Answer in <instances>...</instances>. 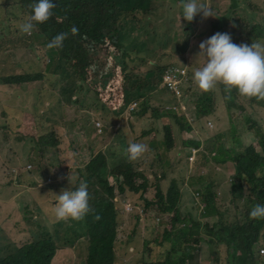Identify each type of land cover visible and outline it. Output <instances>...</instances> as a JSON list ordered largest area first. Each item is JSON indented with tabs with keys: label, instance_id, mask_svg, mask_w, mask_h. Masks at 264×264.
<instances>
[{
	"label": "trees",
	"instance_id": "trees-1",
	"mask_svg": "<svg viewBox=\"0 0 264 264\" xmlns=\"http://www.w3.org/2000/svg\"><path fill=\"white\" fill-rule=\"evenodd\" d=\"M8 1L13 4L6 2L0 8L6 10L19 6L23 13L29 16L33 0ZM55 2L56 7L50 21L44 25L35 22L32 39H42L44 46L47 47L48 42L57 33H67L62 47H48V51L43 55H35L38 60H42L43 57L50 60L47 72L51 71L54 74L55 85L62 84V86L58 93H52L46 97L49 101L48 107L39 113L23 112L22 120L17 125L27 140L37 142L38 145L42 144L45 139L42 144L44 148H59L64 144L62 140H58L62 138L55 131L46 132L42 136L39 133V127L41 129L44 126L55 128L64 125L67 109L74 106L72 99L77 98L79 94H84L89 103L85 108H81L78 100V110H91L94 115L89 128L83 131L85 134H91V131L96 130V123H112L116 116L123 114L132 103H139V110L132 114L136 121L146 120L149 111L155 114L154 118L159 119V126L153 125L150 130L142 131L143 136L156 138L153 144L156 148L173 151L176 147V127H180L181 130L187 128L186 131L191 130V132H194L195 128L192 124H185L188 120L187 111L177 103L174 95L162 87V75L172 65L154 64L142 76L141 71L135 70L148 65L146 59L164 52L150 48L148 40L155 34L146 31L143 23L153 19L168 22L165 51H172L176 56L186 59L193 47L195 51H199V43L216 32L230 34L233 31L230 35L232 42L240 44L241 42L251 43L253 33L263 28V18L255 9L252 1L247 0H230L227 6H209L216 13L228 14L232 20V27L228 29L223 27L227 25L229 18H213L216 23L211 21L210 30L206 27L205 29L199 28V24L206 26L210 17L205 18L198 13L190 22L181 17V0L178 1L176 12L172 6L173 0H55ZM241 2L246 7L244 13L236 11ZM180 23H185L191 34L195 32V43L189 51L186 50L188 40L180 42L177 35L173 33V30H176L182 36H190L189 29L182 28ZM73 26L78 29L76 33L70 31ZM261 37L259 35V38ZM98 47L104 50L105 64L98 62L95 58ZM29 48L32 49V46ZM54 65L58 73L53 70ZM94 75L101 77V81L93 85L91 77ZM140 77L143 80L139 84H134ZM44 78L42 74H22L2 79L0 83L32 84L43 81ZM214 87L213 93H203L206 95L204 97H209V99L203 103L200 111L202 117L215 115L218 107L220 108L218 105L221 102L225 104L227 102L225 86L217 83ZM156 95H162L169 100H161L158 106L153 107L152 98ZM15 116L19 117L20 113L15 112ZM228 120L231 124H227L228 127H224L223 131L228 133L234 150L227 152L224 149L221 157L238 165L239 191L243 192L246 182L252 181L258 175L264 178V132L256 130L249 120L245 122L241 119L232 121L233 119L230 118ZM7 125V122H3L0 125V131L7 128ZM160 132L164 133L163 138L159 137ZM114 136L113 130H105L104 143L112 144ZM188 139L190 138L185 136V139L181 140L180 146L182 147L175 152L177 156L182 155L185 145H200ZM85 151L88 152V156L83 164L77 161L76 152L63 149L61 153L72 157L70 170H77L79 174L78 177L75 173H71V178L78 177L77 183L83 181L87 184L89 211L79 220L55 221L54 223L44 213V220L33 223L35 229L31 232L34 239L20 247L14 244L11 237L3 246H0V264H52L61 248L74 249L80 245V240L86 241L78 249V254L85 250V264L123 263L116 257L115 250L118 244L117 233L119 234L120 220L126 216L134 223L142 217L136 213L135 208L130 213L123 212L125 209L119 206L115 188L106 178L105 163L101 153H95L92 147H87ZM29 161L33 164V160ZM10 165L20 166L15 160H11ZM112 166L118 169L119 175L124 178L119 186L121 193L126 192L125 186H128L132 193L141 192V197L145 200L144 213L153 211L161 218L159 223H155L152 233L146 232L142 235L149 256L144 264H185V258L181 260L183 253L191 259L193 264H199L198 242L196 243L195 240L199 237L201 224L197 222L195 212L181 209L179 192L176 189L177 182L171 181L167 193L164 194L160 183L166 178L165 174L156 177L155 182H151L146 177L138 179L134 176L130 163L125 165L119 162ZM30 168L26 175L31 176L27 178L31 180V183L21 174L22 182L18 183L19 186L21 188L28 185L29 187L40 186L42 182L41 191L43 193L53 192L54 187L45 184L40 174L31 166ZM153 186L157 191L154 198L149 199ZM21 199H28V197L23 194ZM236 199L239 200V198ZM17 202L20 203V198ZM235 204L236 200L232 202V205ZM218 215V224H214L212 228L216 239L221 238L228 223L222 213L218 212ZM208 216H211V213ZM241 216L240 214L235 215L233 220ZM188 221L191 224L185 226L184 223ZM177 224L181 226L178 227ZM240 238L245 241L244 236ZM163 240L170 248L160 253L158 247L164 246ZM248 245L247 253L250 255V261L231 259L227 261V264H258L252 256L253 248L255 245L264 246V237L257 234L254 240L248 242ZM216 264H218L217 261Z\"/></svg>",
	"mask_w": 264,
	"mask_h": 264
},
{
	"label": "clouds",
	"instance_id": "clouds-1",
	"mask_svg": "<svg viewBox=\"0 0 264 264\" xmlns=\"http://www.w3.org/2000/svg\"><path fill=\"white\" fill-rule=\"evenodd\" d=\"M198 2V0H181V17L185 21H192L193 17L198 13L205 18L215 16L206 3ZM55 7V0H33L29 16L19 25V31L23 34L20 38H17V41H24L29 37L33 41L41 40L43 43L42 39H32L35 22L40 25L48 23L53 17ZM255 7L258 8V12L264 11V5ZM241 9H243V12H241ZM245 10V5L241 6V3L239 4V7L236 8V11L239 13H244ZM262 18L264 23V17ZM150 21L144 22L143 24L149 23ZM231 27L232 26L225 25L223 28L230 29ZM70 31L72 33H76L78 29L73 26ZM259 31H262L261 35H264V24L263 28ZM2 32L3 31H0V36L3 41L2 46H0V50L5 42L4 36L1 35ZM66 35L67 33L64 32L57 33L48 42L47 47H62V42L66 38ZM261 38L258 36L256 38L257 40L251 41L250 44H236L232 42L228 33L216 32L207 39L201 41L198 45L199 51L196 53L195 58H202L203 63L201 66L197 67L192 74V79L196 83L197 87L207 92L208 90H211L214 85L220 83L225 86L227 96L229 93L228 90L234 88L237 93L243 97H255L257 99L264 98V39ZM149 40H152V38ZM30 46L33 47V42ZM43 47H45L44 43ZM100 48L101 47H98L95 53L97 61L100 58ZM165 52L166 51L163 53ZM180 60L182 65L179 66L174 63L170 69L163 73L161 78L162 87L168 90L171 95H174L177 103L181 104L187 111L188 120H186V122L189 125L192 124L195 128L194 132L197 133L196 138H190L188 140L196 141L200 143V145H185L184 161L187 158L188 167L184 170V172L182 168L179 178H173L171 181L175 180L177 182L176 189L179 192L181 209L184 202L187 200L190 204L188 210H192L197 214V222H201L198 220L199 216L205 219L202 223H204L206 230L210 234V239L208 240L210 246H216L213 254L207 260H203L200 258L199 254L201 241L199 240V237L195 240V242H198L196 243L198 244L197 253L199 257V264H212L213 262L216 264V261L218 264H227L228 260L241 259L244 256V253L248 252V242L254 240L257 234L264 237V178L263 176L258 175L252 181L246 182L243 192L239 191L238 165H236L233 161L225 160L221 157L224 149L227 152H231L234 150V147L228 146L224 143L223 140L225 139L227 133H225L222 128L217 127V123L220 122V119L216 117V114L209 117H202L200 115L201 109L195 105L192 112L198 111V113L192 115L191 108L187 106V104H190L191 102L187 90L192 88V85L186 80V77L190 75V72L187 69L188 59L180 57ZM41 74L44 76L43 73ZM18 75L22 74L12 76ZM12 76L2 77L0 78V81ZM182 83H186L188 85L187 89L181 90ZM25 85H27V83L7 84L2 82L0 83V88L8 89L22 87ZM202 96L206 95L203 94ZM139 107V103H132L123 114L116 116L114 122L96 123V130L91 131V134H85L84 132L80 133L82 136L79 140L73 141L75 140V137H71L74 133L69 131L68 134L66 133L63 140L56 138L58 140H62L64 145L59 148H48V151L51 150L56 154H60V149L76 152V158L79 164H83L88 156V152L85 151L87 147H92L95 153H101L105 163L104 171L106 172V178L111 186H116V188L114 187L116 199L118 200L120 206L125 209L123 212L130 213V211L135 208L136 213L142 217L141 220L134 222V230L127 238L126 244L128 247L125 250H129L130 252L124 257V264H131L134 258L142 257L146 252H148V248H146L145 243L142 240V235L144 234L143 227L146 226L150 229L151 227L155 229V223H159L161 220V218H159L153 211L144 213L143 209L145 206V200L141 197V192L132 193L129 191V187L125 186L126 192L121 193L119 186L123 183L124 178L119 175V170L112 166L114 163L119 162L125 165L130 163L132 165V173L138 179L146 177L150 180L151 178L148 173L153 172L155 161L159 157V149L156 148V151H152V144L150 146L149 144L153 138L151 136H143L142 131L150 129L141 128L142 130L140 129L138 136L135 134V136H133L125 144L123 152V144L116 138L117 126L120 118L128 115L126 122L129 125L138 124L141 126L142 123L148 121V118H150L149 115L152 113L151 111H149L146 120L142 122L136 121L134 116H132L134 112L139 110ZM160 116L162 117V115ZM158 121L159 119L153 117L152 122ZM149 125L150 128L153 126L151 122ZM256 125L257 124L255 123L254 126ZM205 127H208L211 130L216 127V131H213V133L209 134V136L202 137L200 130ZM65 128L67 129L66 131L70 129L67 127ZM87 128H89V126ZM105 130H113V134H115V136L112 144L107 145L104 143L103 136ZM259 130L262 131L261 126H259ZM8 133V136H11V142L8 143L7 146L10 148L26 146L22 137L20 139L13 140V131H8ZM69 134L71 137H68ZM44 142L45 139H43L42 144ZM67 142H69V144ZM73 146H75V148ZM34 150L35 146L32 147V151ZM10 157L11 155L8 157V160ZM80 159H82V162ZM64 161L66 164L56 166L55 168H51L49 166H42L41 168H38L36 164H32L34 165L32 168H34V170H36L39 174L43 172L42 178L44 179V183L48 185L51 184V186L54 187L52 195L56 196V200L53 214L56 220H79L89 211L87 184L83 181L77 183V180L71 179V173L76 172L79 176L77 170H70V167L72 166V157L65 154ZM7 166L11 165L8 163ZM27 167V171L31 169L30 166ZM45 171L47 173L44 175ZM19 173L18 169H13L12 172H10L9 182L18 184L21 180ZM65 175L68 177H64ZM159 177H161V175H159ZM0 179H7V176L2 174V171H0ZM66 179L68 180V184L63 186L60 191V185ZM160 186L163 193L166 194L168 191L166 189L167 181L163 180ZM11 188L12 187H8V189ZM11 194L12 193H9V196ZM16 194V199L20 198V201L27 200L21 199V196L25 193ZM130 195L134 198L137 197L136 201H133V199L130 198ZM236 198H239V200ZM149 199H153V197H149ZM234 200H236V204L232 205ZM45 207L46 204L44 205L43 212L48 215ZM246 210H248L247 214H245ZM218 212L222 213L225 220L228 222L227 228L221 235L220 239L214 238L212 233L214 224H218L219 221ZM210 213L211 216H208ZM239 214L242 216L239 219L233 220V217ZM1 217L4 218V223L0 222V226L2 227L0 229V233L4 239L0 242V246H3L10 240L11 237L14 244L17 246V243L24 237V229L31 227V224L38 222V218L36 216H32V223H30V226L25 227L26 222L23 218H21L20 224L23 229L15 231L13 229L14 224L11 217L5 216L4 203L0 205V218ZM135 223L137 224L136 228ZM187 224H185V226H187ZM177 226L179 227V224H177ZM32 230L33 228L30 229V240L34 239L32 238ZM136 230L138 231V235L133 234ZM241 236L245 237V241L240 238ZM235 240H238L239 242H235ZM169 248L170 246L164 243V246H159L158 250H166ZM62 249L63 248H61L60 251H62ZM252 256L258 264H264V246L255 245ZM116 257L120 259L117 254V250ZM184 258L185 264H193L191 259L184 256L183 253L181 260Z\"/></svg>",
	"mask_w": 264,
	"mask_h": 264
},
{
	"label": "rangeland",
	"instance_id": "rangeland-1",
	"mask_svg": "<svg viewBox=\"0 0 264 264\" xmlns=\"http://www.w3.org/2000/svg\"><path fill=\"white\" fill-rule=\"evenodd\" d=\"M178 1L179 0H173L172 6L174 7L175 12L178 9ZM200 3L201 0H198ZM207 6H227V4L230 2V0H204ZM252 1L254 6H263L264 0H247ZM6 2H9L10 4H13V2H10L8 0H0V6ZM204 3V2H203ZM245 4L241 2V6H244ZM241 12H243V9H241ZM213 13L215 16H209L210 21L206 24V26L199 24V28L201 29H208L211 28V21L213 18H221V17H227L229 18V21L227 22V25L232 26V20L230 19L229 15L226 13H216L215 10H213ZM261 17H264V11L259 12ZM27 15H24L23 11L19 8V6H13L6 10H3L0 8V31H3L1 35L4 36L5 42L0 50V78L12 76L16 74H44V80L34 83V84H27L22 87H14V88H0V125L3 122H7V128H3L0 131V171H2V174H5L7 176L6 180L0 179V205L4 203V213L5 216H10L13 220V229L15 231H20L23 228L21 227V218L25 220V227L30 226V223H32V216H36L38 218V222L41 220H44V205L46 204L45 209L48 212V217L51 222L57 221L54 214L53 209L55 207V199L56 196L52 195V192L46 191L43 193L41 191V188L43 186V183L40 182V186H34L29 187L30 185L21 188L19 184H15L13 182H9V176L10 172H12L13 169L19 170V175H23L24 179L31 178L30 175H26L27 172V166L34 167V165L30 164L29 160H33V164H36L38 168H41L42 166H49L51 168H55L56 166H61L62 164H66L65 160V154L61 153L62 150L60 149V154H56L53 151H48V148H44L42 144H36L37 142H33L30 140H27L23 136V133L18 129L17 125L21 122L23 117V112H30V113H39L44 108L49 106V101L46 100V97L51 95L52 93H58L59 89L61 88V85H55V77L54 74L50 71L47 72V68L49 67V59L47 57H43L42 60H38L36 58V54L43 55L44 52L48 51V47H43V43L41 40H31V38H27L24 41H17V38H20L22 36V32L19 31V25L23 23L27 19ZM216 23V21H214ZM264 24V23H263ZM145 30H149L150 32L154 33L155 35L152 36V40H148L149 46L152 50L155 51H165L166 50V34L169 29V23L165 22L163 20L157 19V20H151L149 23L143 24ZM180 26L182 28L186 27L189 29V27L186 26L185 23H180ZM6 28V29H5ZM190 32V29H189ZM262 31H258L256 33H253L252 40L256 41L259 35H261ZM173 33L177 35V38L180 42H183L184 40H188V47L187 51L191 50L192 46H194V40H195V32L191 34L190 36H182L178 33V31L173 30ZM233 31L229 34L231 35ZM264 39V35H261ZM2 39L0 36V46H2ZM32 49L29 48L30 45H32ZM245 44H250L249 42H241ZM100 51V58L98 59V62L105 64V58H104V50L99 49ZM198 51H195V47L192 48L190 53L188 54V66L187 69L190 72V75L186 77V80L188 83L192 85V88L188 89V95L190 97V104L188 103L187 106L191 108V113L194 115L195 113H198V111H193L192 109L195 107H198L199 109L203 108V103L206 99H209V97L202 96L203 91L199 89L196 85V83L192 79L193 71L202 65L203 59L202 58H195L196 53ZM146 63L148 65L141 67L140 69H135L138 71H141V76L143 73H145L146 70H149L152 68V65L158 64V65H173L176 63L177 65H182L180 57L176 56V54L172 51H167L165 53L157 54L154 57H151L149 59H146ZM54 68V69H53ZM52 69L56 71V66L54 65ZM58 73V71H56ZM93 85L96 83H99L101 81V77L99 76H92L91 77ZM143 78H138L137 81L134 84H139ZM188 85L186 83H182L181 90L187 89ZM214 87L211 90H208L207 92H213ZM202 94V95H201ZM79 100V106L81 108H85L86 105L89 103L88 99H85L84 94H79L77 98L73 99L74 106L69 108L67 110L66 115L64 116V125L56 126L55 128H52L51 126H44V128H40L39 126V133L45 134L51 133L53 131L58 134L62 140L65 138L66 133L68 134L69 131L76 134L77 137H75V140L81 139V136H79L80 133H82L88 126L89 123L94 118L93 111L91 110H84L79 111L78 101ZM161 100H169V98H165L162 95H156L152 98V105L153 107L158 106V102ZM192 104V105H191ZM218 106V110L216 112V117L220 119V122H218L217 127L218 128H224L228 127L227 124H231L228 119L232 118L234 121L235 119H241L242 122L248 121L250 124L254 125L257 124L256 130H259V126H261L262 131H264V98L257 99L255 97H243L237 93V91L233 88L229 90L228 96H227V102L226 104L224 102H221ZM185 110V109H184ZM15 112L20 113V116H15ZM8 115H7V114ZM185 113V112H184ZM223 113V114H221ZM154 113H150V118H148V121H145L142 123V125L134 124L129 125L126 122L127 116L120 118L118 121L117 126V134L116 138L119 139V142L123 144L122 146V152L123 148L125 147V144L133 137L138 136L140 129H150L149 123L151 122L155 126H159L158 122H152V119L154 117ZM187 116V115H186ZM65 124L68 129L65 128ZM186 125H188L187 122H185ZM141 129V130H142ZM187 128L184 130H181L180 127H176V147L173 151L169 152L166 148H160L159 149V157L155 161V165L153 168L152 173H148V175L151 176L150 180L152 182H155L156 177L159 175H166V178L163 180L167 181L166 189L168 190V187L170 185V181L173 178H179L181 169L184 170L188 167V160L184 161V153L185 149L182 153V155L177 156L176 151L180 150L182 146H180L181 140L185 139V136L189 138H196L197 133L186 131ZM8 131H13L12 138L13 140L22 139L24 140L26 146L22 147H15L10 148L7 146L8 143L11 142V136H8ZM213 131H216V127L211 130L208 127L202 128L200 130L201 136H209V134H212ZM62 134V136H61ZM159 137L163 138L164 133L160 132ZM69 141V140H67ZM156 141V138H153L149 144V146L152 144L151 150L156 151V147L153 146L154 142ZM225 144L228 146H232V141L230 137L228 136V133L226 134L225 139L223 140ZM250 142V141H248ZM35 146V150L32 151V147ZM75 148V146H73ZM185 148V147H184ZM158 151V150H157ZM33 152V153H32ZM34 154V155H33ZM11 155V157L8 160V157ZM4 162H2V161ZM11 160H15L20 164V166H7L8 163L10 164ZM82 162V159H80ZM47 172H44V175ZM30 174V173H29ZM77 175V173L75 172ZM32 175V174H31ZM41 177H43V172L40 174ZM68 177V176H67ZM79 177V176H78ZM78 177H73L71 179L77 180ZM28 180V179H27ZM162 180V181H163ZM161 181V182H162ZM22 182V180H20ZM29 183H31V180H28ZM68 184V180H64L60 185V191L61 188ZM51 185V184H49ZM161 185V183H160ZM8 187H12L11 189H8ZM116 188V186H114ZM56 191V190H55ZM59 191V192H60ZM156 187H152L149 193V197H153L156 194ZM9 193H12L9 196ZM16 193H25L28 195L29 199L20 201V203L17 202V194ZM59 194V193H58ZM130 198L133 199V201H136L137 197H133L130 195ZM120 206V204H119ZM190 204L186 200L183 204L182 209H189ZM247 211L245 214H247ZM198 220L201 224V229L199 230L200 236L199 240L201 241L200 247H199V254L200 258L203 260H207L214 252V249H216V246L213 247L210 246L209 239L210 234L206 230L203 221H205L204 218L198 217ZM0 222L4 223V218H0ZM187 223H190L189 221ZM184 223V224H187ZM67 226L69 224L66 223ZM181 224H179V227ZM2 227L0 226V229ZM33 227V224H31V227H27L24 229V237L17 243V246H23L27 242L30 241V229ZM65 229V228H64ZM63 229V231H64ZM143 233H152L154 230L151 227L144 226ZM134 230V223L129 220L126 216L123 217L120 220V229H119V236L118 237V244H117V254L119 255V260L122 261L124 264V257L129 254V250L127 249V238L132 234V231ZM135 234L138 235V231H135ZM140 236V235H139ZM72 237V236H71ZM4 239L2 234L0 233V242ZM81 242V243H80ZM80 245L75 247L74 249L70 248H63L62 251L56 256L52 264H85L86 260V253L85 250L82 251L80 254H78V249L82 245V243H86L85 240L80 241ZM235 242H239L238 240H235ZM78 243V244H79ZM160 253L165 252L164 249H161L159 251ZM148 252H146L142 257L134 258L131 262V264H144L145 259L148 258ZM245 261H250V255L245 252L244 256L241 258ZM201 261V260H200Z\"/></svg>",
	"mask_w": 264,
	"mask_h": 264
},
{
	"label": "crops",
	"instance_id": "crops-1",
	"mask_svg": "<svg viewBox=\"0 0 264 264\" xmlns=\"http://www.w3.org/2000/svg\"><path fill=\"white\" fill-rule=\"evenodd\" d=\"M255 9L258 11V8L257 7H255ZM79 136H82V134H79ZM68 137H71L70 134H69ZM74 137H77L76 134H73V136L71 138H74ZM67 143L69 144V142H67Z\"/></svg>",
	"mask_w": 264,
	"mask_h": 264
}]
</instances>
